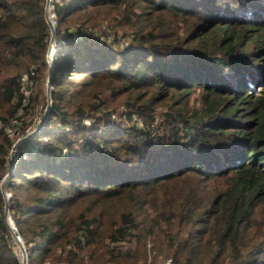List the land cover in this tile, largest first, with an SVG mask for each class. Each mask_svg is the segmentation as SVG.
<instances>
[{
  "label": "trees",
  "instance_id": "trees-1",
  "mask_svg": "<svg viewBox=\"0 0 264 264\" xmlns=\"http://www.w3.org/2000/svg\"><path fill=\"white\" fill-rule=\"evenodd\" d=\"M48 9L50 105L3 180L25 264H84L96 219L67 209L88 193L138 202L108 233L111 254H131L124 240L139 228L164 240L168 264H264V0H49ZM49 36L44 0H0V179L29 129L16 111L36 107ZM195 91L190 108L155 110L159 98ZM189 173L196 181L151 202L159 216L142 222L150 189ZM3 210L0 190V264H21Z\"/></svg>",
  "mask_w": 264,
  "mask_h": 264
},
{
  "label": "rangeland",
  "instance_id": "rangeland-1",
  "mask_svg": "<svg viewBox=\"0 0 264 264\" xmlns=\"http://www.w3.org/2000/svg\"><path fill=\"white\" fill-rule=\"evenodd\" d=\"M53 43V42H52ZM52 51V49H51ZM35 90L39 91L37 95V100L35 102L34 111H25L22 110L19 118L24 122H29L28 126L30 130L32 125H34L40 118L41 111L43 110L44 103L46 101V94L44 89V80L40 84H35ZM153 86H143L142 91H151ZM43 90V92H42ZM178 93L175 92L172 95L165 96L163 98L157 99L153 105L155 110L158 112L165 109H176L179 107L190 108L192 105L197 104V91L192 92L190 96H180V101L178 100ZM186 100V102H185ZM42 109V110H41ZM155 125V124H154ZM31 127V128H30ZM15 128V127H14ZM13 128V129H14ZM12 130V129H11ZM16 130H12L11 134H17ZM23 134V133H22ZM20 134V135H22ZM18 135V136H20ZM17 136V137H18ZM196 181L194 173H189L178 178L176 181L169 182L166 185L158 186L153 189L147 197V202L145 205H141L142 211L147 215V219L140 218L141 214L138 217L144 223H152L155 221V218L159 216V210L155 207H151L152 204L156 206H161L166 198L174 197L182 185L190 184ZM175 182V183H174ZM205 187L211 186L214 184L211 179H206ZM183 186V187H184ZM209 188V187H208ZM131 199L127 197V194H122L118 197L113 198H99L93 193H88L84 197L76 200V202L71 203L67 209V216L70 218H77L79 212H83L85 215L92 216L96 219V239L94 242L82 252H79V256H83L84 264H168L169 257L168 252L165 250V244L163 241L152 240L158 235L151 237V234H147L145 229L139 231L137 237L133 238L134 240H129L130 237H126L124 240L125 244H128L132 247L133 252L131 254L124 253L121 251L123 256L120 254H111L108 246L107 235L112 230V228L119 223V214L120 211L129 209H137L136 204H133ZM142 204V203H141ZM155 229V227H154ZM159 232V231H158ZM147 234V235H146ZM133 237V236H132ZM160 238V237H159ZM18 240H15V245L17 246ZM19 242L22 243V238L20 236ZM18 248V246H17ZM51 264L50 260L45 261V264ZM55 264H60V261H56ZM69 264V263H68Z\"/></svg>",
  "mask_w": 264,
  "mask_h": 264
},
{
  "label": "water",
  "instance_id": "water-1",
  "mask_svg": "<svg viewBox=\"0 0 264 264\" xmlns=\"http://www.w3.org/2000/svg\"><path fill=\"white\" fill-rule=\"evenodd\" d=\"M48 5H49V0H44V17L49 25V29H50V36H49V40H48V44H47V48H46V53H45V58H46V61L48 62V70H47V74H46V77H45V94H46V101L44 103V106H43V110H42V113H41V116L38 120V122L34 125V127H32L30 130H27L26 132H24L22 135L18 136L14 142L12 143V147L9 151V167L7 169V171L3 174V176L1 177L0 179V190L2 192V195L4 197V219H5V222L9 228V231H10V234L12 235V237L14 236V228H13V223H12V220L9 218L8 216V212H7V198H6V194L3 190V180L5 179L6 176L9 175L10 171H11V168L13 166V161H14V148L15 146L25 137H27L28 135H30L31 133H33L39 126L40 124L42 123V121L44 120L45 118V115L47 113V110H48V107L50 105V101H51V93H50V88L52 87V85L50 84V81H49V72H50V69H51V62H50V52H51V49L52 48V42H53V31H54V25L49 21L48 19V12H49V9H48ZM9 194V193H7ZM17 243V246H18V249L20 251V261H21V264H25V261H26V252H25V248H24V245L23 243L21 242H16Z\"/></svg>",
  "mask_w": 264,
  "mask_h": 264
},
{
  "label": "built area",
  "instance_id": "built-area-1",
  "mask_svg": "<svg viewBox=\"0 0 264 264\" xmlns=\"http://www.w3.org/2000/svg\"><path fill=\"white\" fill-rule=\"evenodd\" d=\"M48 19L49 21L53 24L54 21H55V18L52 14L51 11L48 12ZM52 48H53V43H52ZM33 74H34V71L32 69H30L28 72L24 73L22 75V79H21V87L23 89L24 92H27L28 88L32 85L33 83ZM26 94V93H25ZM23 99L25 100L26 99V96L23 97ZM22 112V108H17V111L16 113L18 115H20ZM19 121V119H15L14 121L11 122V124H6L5 125V129L8 131V132H12V130H14L13 128V124L15 122ZM12 129V130H11ZM13 239L14 240H20V235L15 231L14 229V236H13Z\"/></svg>",
  "mask_w": 264,
  "mask_h": 264
}]
</instances>
